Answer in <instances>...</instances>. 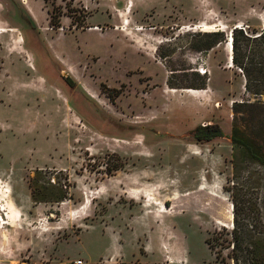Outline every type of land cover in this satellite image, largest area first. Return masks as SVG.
Instances as JSON below:
<instances>
[{
	"label": "rangeland",
	"instance_id": "374dc122",
	"mask_svg": "<svg viewBox=\"0 0 264 264\" xmlns=\"http://www.w3.org/2000/svg\"><path fill=\"white\" fill-rule=\"evenodd\" d=\"M235 28L264 29V0H0V264H223L206 240L233 200L264 233V173L232 163L234 102L264 146ZM201 125L224 136L195 142ZM36 169L66 178L63 202L32 203Z\"/></svg>",
	"mask_w": 264,
	"mask_h": 264
},
{
	"label": "trees",
	"instance_id": "16d2710c",
	"mask_svg": "<svg viewBox=\"0 0 264 264\" xmlns=\"http://www.w3.org/2000/svg\"><path fill=\"white\" fill-rule=\"evenodd\" d=\"M46 1V0H44ZM255 37L251 38L248 31L234 29L231 31L232 38V60L233 67L241 71L246 78L245 91L247 94L260 99L264 97V29L260 31H252ZM208 43L205 50H211L214 47L225 42V34L223 32H210L206 34ZM245 42L246 47L249 43L253 44L248 56L250 61L248 66L244 64L245 53L242 52L240 44ZM258 58V59H257ZM257 59V60H256ZM252 82V83H251ZM205 84L200 88L204 89ZM247 101L234 102L231 106L232 126L230 133V143L232 147V163L238 160L257 165L264 173V146L256 138L249 135L248 132L239 126V116L244 108L252 107ZM190 136L195 142H210L224 136L223 131L218 125H201L197 126L190 132ZM53 175V174H52ZM51 177L47 172L39 169L34 170L33 176L28 177L27 187L30 190V199L32 203H61L66 199L65 177H56L54 173ZM64 181V183H63ZM240 210L238 203L233 200V229L231 231L216 232L214 237L206 240V244L210 247V241L214 243L227 242V253L223 254V247L215 253V262L223 264H264V250L261 248L264 240V233H252L250 228L252 225L245 224V219L240 218Z\"/></svg>",
	"mask_w": 264,
	"mask_h": 264
},
{
	"label": "built area",
	"instance_id": "2783aa9c",
	"mask_svg": "<svg viewBox=\"0 0 264 264\" xmlns=\"http://www.w3.org/2000/svg\"><path fill=\"white\" fill-rule=\"evenodd\" d=\"M241 29H243V28H241ZM198 72H199L201 75L206 74V71H205L204 69H200V70H198ZM65 264H82V261L77 259V260L69 261V262H67V263H65Z\"/></svg>",
	"mask_w": 264,
	"mask_h": 264
},
{
	"label": "crops",
	"instance_id": "0c3cea01",
	"mask_svg": "<svg viewBox=\"0 0 264 264\" xmlns=\"http://www.w3.org/2000/svg\"><path fill=\"white\" fill-rule=\"evenodd\" d=\"M206 90H208V89H206ZM206 90H201V91H203V92H205ZM194 147H192L191 146V148H195V145H193ZM78 260H81V259H78ZM82 261V264H94V263H92V262H87V261H83V260H81ZM4 264H6V263H4ZM52 264H55V263H52Z\"/></svg>",
	"mask_w": 264,
	"mask_h": 264
},
{
	"label": "bare ground",
	"instance_id": "6f19581e",
	"mask_svg": "<svg viewBox=\"0 0 264 264\" xmlns=\"http://www.w3.org/2000/svg\"><path fill=\"white\" fill-rule=\"evenodd\" d=\"M203 31H205V32H207L208 30H207V28H205ZM229 59H230V61L232 60V46L230 45L229 46Z\"/></svg>",
	"mask_w": 264,
	"mask_h": 264
},
{
	"label": "water",
	"instance_id": "95a60500",
	"mask_svg": "<svg viewBox=\"0 0 264 264\" xmlns=\"http://www.w3.org/2000/svg\"><path fill=\"white\" fill-rule=\"evenodd\" d=\"M231 35V34H230ZM231 37V36H230Z\"/></svg>",
	"mask_w": 264,
	"mask_h": 264
}]
</instances>
